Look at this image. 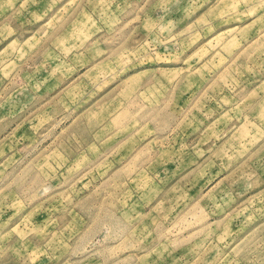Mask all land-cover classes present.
<instances>
[{
    "label": "rangeland",
    "instance_id": "obj_1",
    "mask_svg": "<svg viewBox=\"0 0 264 264\" xmlns=\"http://www.w3.org/2000/svg\"><path fill=\"white\" fill-rule=\"evenodd\" d=\"M0 264H264V0H0Z\"/></svg>",
    "mask_w": 264,
    "mask_h": 264
}]
</instances>
